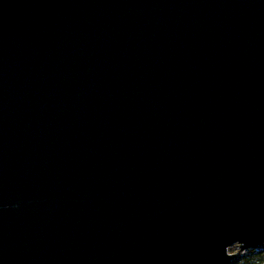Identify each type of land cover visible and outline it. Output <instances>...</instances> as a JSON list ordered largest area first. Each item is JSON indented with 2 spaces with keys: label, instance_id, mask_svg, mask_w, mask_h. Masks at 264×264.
Masks as SVG:
<instances>
[{
  "label": "water",
  "instance_id": "obj_1",
  "mask_svg": "<svg viewBox=\"0 0 264 264\" xmlns=\"http://www.w3.org/2000/svg\"><path fill=\"white\" fill-rule=\"evenodd\" d=\"M248 249H264V0H0V264Z\"/></svg>",
  "mask_w": 264,
  "mask_h": 264
},
{
  "label": "trees",
  "instance_id": "obj_2",
  "mask_svg": "<svg viewBox=\"0 0 264 264\" xmlns=\"http://www.w3.org/2000/svg\"><path fill=\"white\" fill-rule=\"evenodd\" d=\"M231 264H264V249H248L241 252L232 260Z\"/></svg>",
  "mask_w": 264,
  "mask_h": 264
},
{
  "label": "rangeland",
  "instance_id": "obj_3",
  "mask_svg": "<svg viewBox=\"0 0 264 264\" xmlns=\"http://www.w3.org/2000/svg\"><path fill=\"white\" fill-rule=\"evenodd\" d=\"M233 249H234V250H233ZM230 250L235 252V251H236V248H235V247H231ZM241 252H244V251H240L239 253H241ZM239 253H238V254H239Z\"/></svg>",
  "mask_w": 264,
  "mask_h": 264
}]
</instances>
